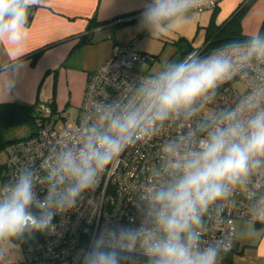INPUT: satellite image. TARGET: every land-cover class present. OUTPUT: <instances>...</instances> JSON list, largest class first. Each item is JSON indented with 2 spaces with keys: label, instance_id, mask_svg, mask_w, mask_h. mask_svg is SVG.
I'll use <instances>...</instances> for the list:
<instances>
[{
  "label": "clouds",
  "instance_id": "obj_1",
  "mask_svg": "<svg viewBox=\"0 0 264 264\" xmlns=\"http://www.w3.org/2000/svg\"><path fill=\"white\" fill-rule=\"evenodd\" d=\"M40 0H0V41L20 50L28 36L30 8ZM207 0H141L137 30L154 37L181 30L191 14ZM203 59L195 53L169 65L139 89L138 102L101 111L97 123L75 133L71 145L62 144L42 167L43 178L25 167L0 185V244L25 243L36 234H57V216L75 210L86 192L96 188L102 174L125 148L153 133L158 125L193 106L239 68L255 60L264 63V37L259 33L241 45ZM12 60L19 59L12 56ZM264 89L247 96L237 108L224 113L202 130L206 136L196 149L180 155L166 145L167 180L158 181L138 209L134 226L105 224L86 247L78 250L75 264H216L219 249L200 247L202 216L210 205L225 199L233 188L247 184L264 170ZM46 185L43 198L37 184ZM264 220V197L254 209Z\"/></svg>",
  "mask_w": 264,
  "mask_h": 264
},
{
  "label": "built area",
  "instance_id": "obj_2",
  "mask_svg": "<svg viewBox=\"0 0 264 264\" xmlns=\"http://www.w3.org/2000/svg\"><path fill=\"white\" fill-rule=\"evenodd\" d=\"M219 1L207 0L204 6L195 11L214 9ZM135 18L133 15L121 20ZM137 38L128 44L115 43L109 58L89 74L73 128L63 132L56 130L51 119L55 113L52 101L36 102L33 118L35 130L4 147L7 174L0 185L25 167L34 169L39 177H45L47 172L42 167L44 159L58 151L62 144L71 146L77 139L75 133L97 123L101 111L115 105L123 107L138 102L143 83L167 67L156 74L137 70L136 63L153 60L149 54L134 47ZM248 41L239 43L244 45ZM228 47L231 44L208 48L204 41L182 53L175 63L185 60L189 53L203 59ZM235 82L242 83L244 89L239 90ZM260 89H264V63L253 60L201 98L191 109V114L185 111L173 114L153 133L125 148L101 175L96 188L84 194L77 208L63 217L55 218L57 234L41 235L36 243L24 248L19 261L4 263L0 260V264H75L74 257L78 250L86 247L90 238L105 224H138V209L145 206L143 197L158 181L169 179L165 173V163L170 157L164 151L165 146L173 145L180 155L196 149L207 134L202 130L205 125L211 128L224 113L237 108L247 96ZM261 106L264 107V104ZM206 110L209 112L206 113ZM36 188L43 198L46 185L39 183ZM261 197H264V170L253 174L247 184L233 188L225 199L210 205L202 216L200 247L215 246L219 249L216 264H227L229 253L235 246L237 219L264 225V220L256 219L254 213ZM136 264H144V258H138Z\"/></svg>",
  "mask_w": 264,
  "mask_h": 264
},
{
  "label": "crops",
  "instance_id": "obj_3",
  "mask_svg": "<svg viewBox=\"0 0 264 264\" xmlns=\"http://www.w3.org/2000/svg\"><path fill=\"white\" fill-rule=\"evenodd\" d=\"M242 1L220 0L214 9L194 11L181 30L161 36L165 42L184 45L168 64L203 43L206 26L211 21L220 25ZM141 10V0H40L29 10L22 49L14 51L7 41H0V103L52 101L55 112L79 108L89 74L109 58L115 43L131 42L118 41L113 27L129 21L121 19L139 16ZM241 32L264 37V0L251 2L241 18ZM249 222V233H235L227 264H264V225Z\"/></svg>",
  "mask_w": 264,
  "mask_h": 264
},
{
  "label": "rangeland",
  "instance_id": "obj_4",
  "mask_svg": "<svg viewBox=\"0 0 264 264\" xmlns=\"http://www.w3.org/2000/svg\"><path fill=\"white\" fill-rule=\"evenodd\" d=\"M138 20L133 19L120 23L119 26H114L116 38L121 42H130L136 36L137 41L134 47L139 50L146 52L151 56L154 62L148 65L146 62L136 63L135 68L139 71L146 72L149 74L158 73L163 67H168V61L177 59L179 53L178 48H183L184 45H174L169 41L165 42L163 38L154 37L149 32L137 30ZM125 40V41H124ZM173 63V62H172ZM175 63V62H174ZM235 86L239 90L244 89V85L239 82H235ZM209 110H206L208 113ZM79 114V108L77 106H68L65 110L55 112L52 115V122L56 130L63 132L66 129L73 128ZM35 130L34 123H25L20 125L9 126L4 129V139L21 138L30 135ZM0 164H6V154L4 149L0 151ZM252 228V223L249 221L238 220L235 223V233L242 234L249 233ZM24 247L20 241H12L8 244H0V260L4 263L19 261L23 257ZM58 264H66L64 262Z\"/></svg>",
  "mask_w": 264,
  "mask_h": 264
},
{
  "label": "trees",
  "instance_id": "obj_5",
  "mask_svg": "<svg viewBox=\"0 0 264 264\" xmlns=\"http://www.w3.org/2000/svg\"><path fill=\"white\" fill-rule=\"evenodd\" d=\"M253 0H243L232 11L229 17L220 25H215L211 21L205 28V43L208 48L229 45L232 41L243 42L248 41L250 37L245 36L241 32V18L245 11L250 6ZM216 8V7H215ZM140 16V14H139ZM137 16L136 18H139ZM135 18V19H136ZM86 38H81L80 42H86ZM179 44V43H178ZM189 50V49H188ZM188 50H185L187 52ZM36 113V103L27 104L20 102L0 103V151L4 149L7 143L20 138L4 139L3 131L5 128L13 125H20L25 123H33V118ZM22 138V137H21ZM7 174V165L0 164V183L4 180ZM41 237V234H36L32 241L23 244V247L36 243Z\"/></svg>",
  "mask_w": 264,
  "mask_h": 264
},
{
  "label": "water",
  "instance_id": "obj_6",
  "mask_svg": "<svg viewBox=\"0 0 264 264\" xmlns=\"http://www.w3.org/2000/svg\"><path fill=\"white\" fill-rule=\"evenodd\" d=\"M138 15H134V17H137Z\"/></svg>",
  "mask_w": 264,
  "mask_h": 264
},
{
  "label": "flooded vegetation",
  "instance_id": "obj_7",
  "mask_svg": "<svg viewBox=\"0 0 264 264\" xmlns=\"http://www.w3.org/2000/svg\"><path fill=\"white\" fill-rule=\"evenodd\" d=\"M130 21V20H129Z\"/></svg>",
  "mask_w": 264,
  "mask_h": 264
}]
</instances>
